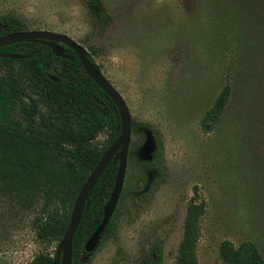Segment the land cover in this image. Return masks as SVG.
Returning <instances> with one entry per match:
<instances>
[{
  "label": "rangeland",
  "instance_id": "obj_1",
  "mask_svg": "<svg viewBox=\"0 0 264 264\" xmlns=\"http://www.w3.org/2000/svg\"><path fill=\"white\" fill-rule=\"evenodd\" d=\"M97 1L102 15L88 0H0V16L19 18L25 30L56 31L79 42L130 110L128 163L114 221L87 251L85 264H139L158 236L162 264H175L192 199L206 203L195 247L199 264H223L219 248L226 239L235 245L253 240L264 256V103L242 114L236 102L217 129L205 133L200 126L228 70L264 76V0ZM13 64L20 85L28 87L26 66ZM60 69L57 63L48 71ZM109 135L105 129L93 143L104 146ZM160 145L159 170H153ZM43 205L42 195L27 208L0 192V264H31L39 252L55 255L60 241L42 242L36 233Z\"/></svg>",
  "mask_w": 264,
  "mask_h": 264
},
{
  "label": "trees",
  "instance_id": "obj_2",
  "mask_svg": "<svg viewBox=\"0 0 264 264\" xmlns=\"http://www.w3.org/2000/svg\"><path fill=\"white\" fill-rule=\"evenodd\" d=\"M88 4L92 12L104 13L97 0H88ZM25 29L19 18L0 16V36ZM60 44L66 54L75 58L56 56L48 45L39 41L24 39L0 46V52L23 55L19 59L0 57V68L3 67L0 72V192L14 195L27 208L39 195L44 197L41 215L35 219L36 233L42 242L62 239L78 192L122 130V119L112 98L85 71L74 51L67 44ZM87 55L100 69L92 54L87 52ZM16 61L28 70V87L21 86L17 79L13 64ZM57 63L61 64L60 73H49ZM226 75L227 81L200 118L205 133L217 129L226 111L236 102L242 114L246 110L257 112L263 106L264 76L260 70L256 75L249 73L242 77L240 72L230 69ZM239 94L245 97L243 102L235 97ZM41 106H46V110ZM105 129L110 131L106 145L93 143ZM161 151L160 145L151 160L153 170L155 167L159 170L156 158ZM117 168L118 161L113 158L90 192V205L84 210L73 237L71 264H85L84 257L88 254L85 244L103 218ZM205 211L204 201L192 199L187 203L175 264H199L195 247ZM114 216L115 213L106 228H111ZM219 253L223 264H264L261 250L250 239L238 245L229 239L223 240ZM163 254L164 240L158 236L151 240L139 264H162ZM55 257L56 252L54 256L39 252L31 264H53Z\"/></svg>",
  "mask_w": 264,
  "mask_h": 264
},
{
  "label": "water",
  "instance_id": "obj_3",
  "mask_svg": "<svg viewBox=\"0 0 264 264\" xmlns=\"http://www.w3.org/2000/svg\"><path fill=\"white\" fill-rule=\"evenodd\" d=\"M24 39L28 41L42 42L48 45L56 56L74 59V55L65 53V50L60 43L67 44L79 58L85 71L112 98L122 119V130L120 135L104 151L100 160L93 168V170L89 173L83 186L78 192L72 207L68 227L66 228L64 235L56 249V257L53 261V264H71L73 237L79 226L84 210L88 209L90 205L88 197L96 181L105 171L109 162L113 158L115 161H118L114 187L112 189L109 200L104 206V214L101 222L98 224L85 244L86 251H91L97 245L117 207L123 189L128 163V154L132 131L131 114L128 105L120 91L89 59L86 49L72 37L64 33L44 29L12 31L0 36V46L9 42ZM0 57L19 59L22 58L23 55L0 52ZM50 77L57 79L52 75H50Z\"/></svg>",
  "mask_w": 264,
  "mask_h": 264
}]
</instances>
